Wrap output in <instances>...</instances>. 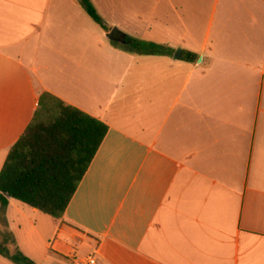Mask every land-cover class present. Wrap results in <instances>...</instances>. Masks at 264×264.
<instances>
[{
  "label": "crops",
  "instance_id": "0c3cea01",
  "mask_svg": "<svg viewBox=\"0 0 264 264\" xmlns=\"http://www.w3.org/2000/svg\"><path fill=\"white\" fill-rule=\"evenodd\" d=\"M89 1L120 45L80 0H0V171L43 94L108 127L63 217L7 197L0 245L34 264H264V0Z\"/></svg>",
  "mask_w": 264,
  "mask_h": 264
},
{
  "label": "trees",
  "instance_id": "16d2710c",
  "mask_svg": "<svg viewBox=\"0 0 264 264\" xmlns=\"http://www.w3.org/2000/svg\"><path fill=\"white\" fill-rule=\"evenodd\" d=\"M80 3L86 14L109 32L92 3ZM122 41L130 51L152 53L141 41L128 36ZM107 132L105 124L43 94L30 125L11 147L0 171V206L8 204V197L61 219ZM0 255L15 264H34L19 252L10 255L2 245Z\"/></svg>",
  "mask_w": 264,
  "mask_h": 264
},
{
  "label": "rangeland",
  "instance_id": "374dc122",
  "mask_svg": "<svg viewBox=\"0 0 264 264\" xmlns=\"http://www.w3.org/2000/svg\"><path fill=\"white\" fill-rule=\"evenodd\" d=\"M87 17H88V16H87ZM89 20L92 22V19L89 18ZM110 32H111V31H109V32L107 33V35H109ZM115 40H116V41H114L115 44H117V45H120V44H121V39H118V37H117ZM144 40H146V39H144ZM149 42H150V41H149ZM147 46H148V48H149L150 50H152V49H157L155 46H152L151 44H149V45H147Z\"/></svg>",
  "mask_w": 264,
  "mask_h": 264
},
{
  "label": "water",
  "instance_id": "95a60500",
  "mask_svg": "<svg viewBox=\"0 0 264 264\" xmlns=\"http://www.w3.org/2000/svg\"><path fill=\"white\" fill-rule=\"evenodd\" d=\"M116 32H117L116 29H113V30H112V32H111L110 35H109V39H110V40H112V41L115 40V38H114V34H115ZM177 54H178V57H179V56H180V52L178 51ZM176 56H177V55H176Z\"/></svg>",
  "mask_w": 264,
  "mask_h": 264
},
{
  "label": "built area",
  "instance_id": "2783aa9c",
  "mask_svg": "<svg viewBox=\"0 0 264 264\" xmlns=\"http://www.w3.org/2000/svg\"><path fill=\"white\" fill-rule=\"evenodd\" d=\"M83 264H95V259H94V257H89V258H87V259L83 262Z\"/></svg>",
  "mask_w": 264,
  "mask_h": 264
}]
</instances>
